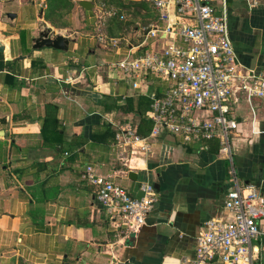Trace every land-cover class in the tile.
Masks as SVG:
<instances>
[{
	"label": "crops",
	"instance_id": "1",
	"mask_svg": "<svg viewBox=\"0 0 264 264\" xmlns=\"http://www.w3.org/2000/svg\"><path fill=\"white\" fill-rule=\"evenodd\" d=\"M70 1V13L58 24L66 26L56 27L44 19L45 0H0V142L8 150L0 156V264H179L193 257L204 222L225 214L228 161L218 154L217 141L216 152L212 141L199 151L163 135L135 178L123 173L112 144L96 141L105 124L115 132L133 120L103 109L106 101L122 104L136 95L113 79L119 53L98 40L107 37L102 20L111 21L115 12L95 0H84L92 2L89 9L78 5L82 0ZM227 15L238 62L264 73V0L252 8L228 0ZM45 28L69 39L66 51L32 48ZM52 114L61 142L46 144L43 123ZM235 115L234 167L264 198V103L256 101L252 109L239 104ZM88 164L99 175L114 171L113 180L134 198L141 196V181L151 183L158 199L139 233L106 215L96 187L81 178Z\"/></svg>",
	"mask_w": 264,
	"mask_h": 264
},
{
	"label": "built area",
	"instance_id": "2",
	"mask_svg": "<svg viewBox=\"0 0 264 264\" xmlns=\"http://www.w3.org/2000/svg\"><path fill=\"white\" fill-rule=\"evenodd\" d=\"M157 22L134 40L99 35L119 53L113 69L136 94L149 99L145 114L148 135L137 134L133 121L116 127L112 147L123 173L139 172L163 135L206 150L217 141L218 154L228 161L231 188L223 199L222 216L207 219L195 236L194 255L179 264H264V198L243 182L234 167L231 139L238 127L236 106L252 109L264 103V73L241 65L228 26V0H145ZM249 8L256 0H243ZM109 16L111 14H108ZM131 81V84L129 82ZM109 175L90 164L81 178L96 187V201L109 218L119 219L130 234L139 233L158 195L147 180L141 196L131 197Z\"/></svg>",
	"mask_w": 264,
	"mask_h": 264
},
{
	"label": "trees",
	"instance_id": "3",
	"mask_svg": "<svg viewBox=\"0 0 264 264\" xmlns=\"http://www.w3.org/2000/svg\"><path fill=\"white\" fill-rule=\"evenodd\" d=\"M112 1L114 0H111V2ZM95 2L98 5L101 4V0H95ZM116 3L117 6H123L121 0H117ZM135 4H138L144 8H147V4L150 5L149 3H146L144 1ZM72 7L73 4L70 0H45L44 19L48 20L52 25H55L56 27L66 26L65 23L58 25L57 21L61 20L63 14H69ZM114 18L111 20L112 22H114ZM148 108H149V99L143 94H136L134 96L126 97L122 104H118L115 101H106L103 105V109L105 111L115 110L121 112L122 114H132L133 115L132 121L135 123L136 132L138 135L142 137L148 135L151 129V123L145 117ZM52 109L55 111V107H52ZM48 127H52V130L48 131L47 130ZM43 128H44V131H42L43 139L46 144H54V142L56 141L59 143L61 142V136H60L61 133H59L60 128L58 126V121L54 114H52L51 116H46L43 123ZM47 134L55 135L56 136L55 140H53L51 137L50 138L47 137ZM97 136L98 137L96 138V141H98L99 143H103V144L113 143L114 132L109 124H105L103 130L99 134H97ZM11 145L12 144H10V146ZM209 146L211 148V151L216 152L217 144L215 141H212ZM7 152L8 150L6 147V143L0 142V156L5 155Z\"/></svg>",
	"mask_w": 264,
	"mask_h": 264
},
{
	"label": "rangeland",
	"instance_id": "4",
	"mask_svg": "<svg viewBox=\"0 0 264 264\" xmlns=\"http://www.w3.org/2000/svg\"><path fill=\"white\" fill-rule=\"evenodd\" d=\"M116 1L114 0L111 2V0H101L100 7L102 10H111L112 12H115L114 22L109 21L108 18L102 20L100 30L102 33H105L107 37H116L123 43V39L134 40L144 30L149 28V26L156 24V12L150 5L147 4V8H144L135 4L143 2L142 0H139V2L121 0L123 6H117ZM57 23L60 24V21L58 20ZM91 29L94 32V27ZM112 73L113 79L122 78L117 72H115V70H112ZM129 84H131V81ZM247 108H249L248 105ZM137 176L141 179L140 174Z\"/></svg>",
	"mask_w": 264,
	"mask_h": 264
},
{
	"label": "water",
	"instance_id": "5",
	"mask_svg": "<svg viewBox=\"0 0 264 264\" xmlns=\"http://www.w3.org/2000/svg\"><path fill=\"white\" fill-rule=\"evenodd\" d=\"M78 5L83 9H89L92 6L91 1H79ZM42 12V11H41ZM40 12V14H41ZM7 16L12 17L14 15L8 14ZM69 39L60 34H54L49 28L42 29L38 36L33 40V49L40 48H52L56 50L66 51L68 48ZM0 52H2V46H0ZM3 136V132L0 131V137ZM129 177L135 178L134 172H129Z\"/></svg>",
	"mask_w": 264,
	"mask_h": 264
}]
</instances>
